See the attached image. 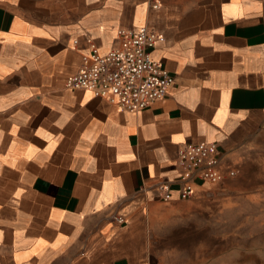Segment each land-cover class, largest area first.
<instances>
[{
  "label": "crops",
  "instance_id": "0c3cea01",
  "mask_svg": "<svg viewBox=\"0 0 264 264\" xmlns=\"http://www.w3.org/2000/svg\"><path fill=\"white\" fill-rule=\"evenodd\" d=\"M145 25L165 98L66 87ZM190 142L225 176L181 199ZM0 264H264V0H0Z\"/></svg>",
  "mask_w": 264,
  "mask_h": 264
},
{
  "label": "built area",
  "instance_id": "2783aa9c",
  "mask_svg": "<svg viewBox=\"0 0 264 264\" xmlns=\"http://www.w3.org/2000/svg\"><path fill=\"white\" fill-rule=\"evenodd\" d=\"M158 6V3L153 5ZM119 45L102 52L89 39V53L83 56L78 72L69 75L66 87L86 89L96 97H107L129 111H140L154 101L165 98L175 78L164 64L155 59L153 49L164 35L147 25L138 29H119ZM221 152L216 142H190L180 150L182 168L181 199L194 194L195 181L218 183L225 174L219 169ZM234 175V171L229 172ZM172 182L158 184L157 191L164 201L173 198ZM117 223H124L122 216H115Z\"/></svg>",
  "mask_w": 264,
  "mask_h": 264
}]
</instances>
